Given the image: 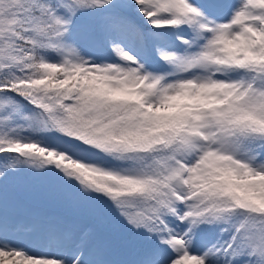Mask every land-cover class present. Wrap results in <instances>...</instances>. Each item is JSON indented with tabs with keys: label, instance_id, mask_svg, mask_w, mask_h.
I'll use <instances>...</instances> for the list:
<instances>
[{
	"label": "snow or ice",
	"instance_id": "6c2138e0",
	"mask_svg": "<svg viewBox=\"0 0 264 264\" xmlns=\"http://www.w3.org/2000/svg\"><path fill=\"white\" fill-rule=\"evenodd\" d=\"M0 264H264V0H0Z\"/></svg>",
	"mask_w": 264,
	"mask_h": 264
}]
</instances>
